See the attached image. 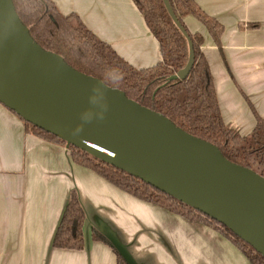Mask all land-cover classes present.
<instances>
[{
  "label": "crops",
  "instance_id": "0c3cea01",
  "mask_svg": "<svg viewBox=\"0 0 264 264\" xmlns=\"http://www.w3.org/2000/svg\"><path fill=\"white\" fill-rule=\"evenodd\" d=\"M224 31L221 52L193 16L183 22L203 38L223 122L248 135L264 119V0H192ZM135 69L160 60L158 42L132 0H53ZM257 24V29L240 26ZM71 191L85 213L81 251L52 241ZM97 230L130 264H249L220 233L138 200L94 171L72 162L66 146L24 130L0 104V264H116L112 249L93 241Z\"/></svg>",
  "mask_w": 264,
  "mask_h": 264
},
{
  "label": "water",
  "instance_id": "95a60500",
  "mask_svg": "<svg viewBox=\"0 0 264 264\" xmlns=\"http://www.w3.org/2000/svg\"><path fill=\"white\" fill-rule=\"evenodd\" d=\"M1 1L7 16L5 26L0 21V104L223 224L264 257V178L42 50L19 22L12 0ZM163 3L189 48L186 66L169 80H184L194 63L193 45L168 0Z\"/></svg>",
  "mask_w": 264,
  "mask_h": 264
},
{
  "label": "trees",
  "instance_id": "16d2710c",
  "mask_svg": "<svg viewBox=\"0 0 264 264\" xmlns=\"http://www.w3.org/2000/svg\"><path fill=\"white\" fill-rule=\"evenodd\" d=\"M132 2L159 45L161 60L151 68L138 70L132 67L87 29L78 16L63 15L53 0H12L19 22L28 30L29 38L42 50L62 58L65 65L76 72L98 79L110 89L123 92L127 99L162 115L176 128L216 147L228 162L264 178V119L251 106L255 125L245 136L223 122L210 68L201 50L203 38L200 34H191L183 20L187 16L196 18L206 28L220 52L224 27L205 14L192 0H168L194 51V63L188 76L184 80H169L187 64V38L171 19L163 0ZM240 28L257 29L258 25H241ZM18 118L23 122L25 132L66 146L75 164L94 171L138 200L155 204L190 222H199L212 228L240 250L249 264H264L261 254L223 224L160 192L136 176L67 145L60 138ZM85 219L77 193L71 191L52 247L83 250ZM91 238L112 249L116 264H130L110 240L97 230L92 231Z\"/></svg>",
  "mask_w": 264,
  "mask_h": 264
},
{
  "label": "bare ground",
  "instance_id": "6f19581e",
  "mask_svg": "<svg viewBox=\"0 0 264 264\" xmlns=\"http://www.w3.org/2000/svg\"><path fill=\"white\" fill-rule=\"evenodd\" d=\"M6 16H7V8L3 5L2 1L0 0V21L4 26H5L4 22H5ZM8 25L14 26L15 24L13 21H9Z\"/></svg>",
  "mask_w": 264,
  "mask_h": 264
}]
</instances>
